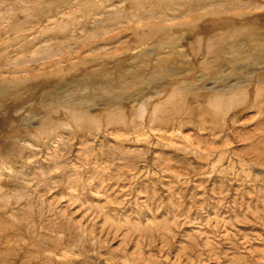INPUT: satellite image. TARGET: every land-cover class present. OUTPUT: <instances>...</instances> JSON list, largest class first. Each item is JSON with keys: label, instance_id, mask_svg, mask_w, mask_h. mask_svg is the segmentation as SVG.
<instances>
[{"label": "rangeland", "instance_id": "374dc122", "mask_svg": "<svg viewBox=\"0 0 264 264\" xmlns=\"http://www.w3.org/2000/svg\"><path fill=\"white\" fill-rule=\"evenodd\" d=\"M0 264H264V0H0Z\"/></svg>", "mask_w": 264, "mask_h": 264}, {"label": "bare ground", "instance_id": "6f19581e", "mask_svg": "<svg viewBox=\"0 0 264 264\" xmlns=\"http://www.w3.org/2000/svg\"><path fill=\"white\" fill-rule=\"evenodd\" d=\"M143 37V36H142ZM76 119V118H75ZM79 120V119H78Z\"/></svg>", "mask_w": 264, "mask_h": 264}]
</instances>
